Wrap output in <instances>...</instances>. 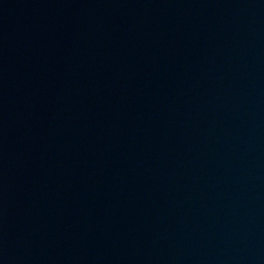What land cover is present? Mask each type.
Wrapping results in <instances>:
<instances>
[{
	"label": "water",
	"instance_id": "95a60500",
	"mask_svg": "<svg viewBox=\"0 0 264 264\" xmlns=\"http://www.w3.org/2000/svg\"><path fill=\"white\" fill-rule=\"evenodd\" d=\"M0 264H264V0H0Z\"/></svg>",
	"mask_w": 264,
	"mask_h": 264
}]
</instances>
